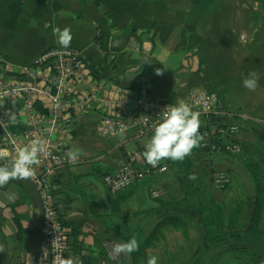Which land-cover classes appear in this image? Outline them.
I'll list each match as a JSON object with an SVG mask.
<instances>
[{
	"label": "crops",
	"instance_id": "1",
	"mask_svg": "<svg viewBox=\"0 0 264 264\" xmlns=\"http://www.w3.org/2000/svg\"><path fill=\"white\" fill-rule=\"evenodd\" d=\"M57 28L71 30L69 48L82 53L109 99L115 88L147 101H181L197 91L214 95L217 106L232 116L264 122V0H0V68L21 70L47 50L64 48ZM250 72L258 77L254 91L242 83ZM4 109L15 116L12 131L24 132L23 100ZM133 110L132 105L117 106L110 114L120 117ZM102 114L76 117L70 148L79 150L81 161L54 179L57 210L74 262L133 264L113 248L124 242L125 228L137 235L148 224L146 214L156 208L148 196L157 183L140 182L115 195L102 175L115 173L150 136L138 138L133 130L107 138L99 133ZM0 149L8 152L0 165H8L11 151ZM216 162L234 182L237 165L228 159ZM33 185L17 179L0 186V264H39L43 208ZM123 196L128 200L119 201ZM143 229L146 234L151 230Z\"/></svg>",
	"mask_w": 264,
	"mask_h": 264
},
{
	"label": "built area",
	"instance_id": "2",
	"mask_svg": "<svg viewBox=\"0 0 264 264\" xmlns=\"http://www.w3.org/2000/svg\"><path fill=\"white\" fill-rule=\"evenodd\" d=\"M114 98L105 97L103 86L91 72L85 57L75 48H53L41 55L33 66L16 70L10 65L0 68V148H9L11 159L18 150L39 139L45 151L40 154V163L33 166L34 175L29 178L37 191L43 208V239L39 250V264H66L70 256L67 231L57 210L54 179L65 168L80 163L68 162L72 151V127L78 115L101 110L103 118L99 133L115 139L131 131L138 138L149 137L161 111L167 106L187 103L199 113L200 133L203 136L199 147L212 155L239 156L243 143L238 126L211 125L212 116L232 118L219 108L214 95L194 91L186 100L147 101L138 95H128L121 88L113 90ZM23 100L28 124L24 132L12 131L14 123L5 112L4 106L16 100ZM132 105V113L120 117L110 114L117 106ZM145 148L129 154L114 174L107 175L104 183L112 194H120L148 177L168 172L160 161L155 167L144 159ZM233 183L227 171L213 175L216 190H226ZM158 190L151 192L153 199L160 198Z\"/></svg>",
	"mask_w": 264,
	"mask_h": 264
},
{
	"label": "trees",
	"instance_id": "3",
	"mask_svg": "<svg viewBox=\"0 0 264 264\" xmlns=\"http://www.w3.org/2000/svg\"><path fill=\"white\" fill-rule=\"evenodd\" d=\"M208 122L211 125L222 126L234 123L238 125L241 132H247L253 136L254 142L243 143V155L246 156L244 167L250 175L254 185V199L251 200L250 197L246 199V202L242 201L243 203L235 209L236 211L229 212V218L225 217V209L216 202L210 190V185L206 186L205 180L208 173L205 171L201 173L196 172L198 170L195 165V157L203 151L199 146L194 148L192 153L186 156L182 161L163 159L162 163L167 166L168 172L163 175L148 177L142 181L146 186H152L155 183L160 184V182L164 180L167 181L165 184H160L162 188L164 187L165 189V194H162L164 197L161 196L160 198L153 199L156 202V208L152 212H147L148 214H146L150 215L151 218L154 217L157 222L148 234L142 232L144 230L142 227V231L137 235L135 234L136 232L134 233L135 235H133L132 230L129 228L124 229L122 237L120 236L121 234L118 235L121 238L124 237V242L132 237L138 240V251L132 253L130 256L133 264H147L149 259L147 251L157 248L158 242L165 238L166 231L172 228H185L184 233L188 236V229H186L188 224H186V220L191 218L193 220L197 219V221H203V213L207 214L208 217L206 216L204 220L210 221H207L209 224H214L216 221L218 222L217 224L219 225L220 231H224L225 229L229 230L225 236L218 239V242L230 237L235 241L233 242L234 246L237 245V242L244 241L249 243L248 247H250L251 250L253 248L260 251V256L250 257V260L246 263L260 264L264 261V229L261 228L264 212V122L243 120L235 115L232 116V118L212 116L211 120ZM110 174L114 173L103 174L102 176L106 177V175ZM119 195H121V193ZM118 198L119 201H126L129 196H123L122 199L120 197ZM249 202H251L250 207L253 221L249 224V228L240 232L239 229H241V226L239 225V218L241 217L242 210L247 208V203ZM254 207L256 208L255 211ZM227 218L229 220H225ZM225 223L229 225L226 227ZM244 223H246V221H244ZM199 230L200 243L195 255L185 261L176 259L175 256H173L171 259H168V262H165V258L162 263L159 264H202L203 260L206 259L210 253H213V250L219 248L213 247L216 244V240H214V242L211 240V244H205V241H207L212 234L211 231L207 232V228L204 226ZM219 247L221 246L219 245ZM208 249L210 250L207 251ZM220 259H213L215 260L213 264H217Z\"/></svg>",
	"mask_w": 264,
	"mask_h": 264
},
{
	"label": "rangeland",
	"instance_id": "4",
	"mask_svg": "<svg viewBox=\"0 0 264 264\" xmlns=\"http://www.w3.org/2000/svg\"><path fill=\"white\" fill-rule=\"evenodd\" d=\"M234 124V123H232ZM238 126L237 124H234ZM239 128V127H238ZM240 129V128H239ZM241 131V130H240ZM243 134L242 136V143H246L247 140H252L254 141V138L252 135L248 134L247 132H241ZM242 154L239 156H218V155H212L209 152L203 150L198 154L197 157H195V165L198 171L196 172H202L205 171L208 173V176L205 180L206 186L210 185V190L212 191V195L215 198L216 202L222 206L225 210V217H228L230 214L229 212L236 211L235 209L240 206L243 202H246V199L251 197V200L254 199V185L252 183L251 177L248 174V172L245 169V158L246 156ZM215 159V160H214ZM218 159L221 160H230L234 162L237 165L238 171H237V177L234 179L233 184L226 190H216L213 186V175L217 171H227L228 173L231 174V172L222 166L221 164H218L216 161ZM162 161V160H161ZM203 168V169H202ZM231 168V166H230ZM201 169V170H199ZM232 175V174H231ZM233 178V177H232ZM237 181V182H236ZM167 181H162L160 184H165ZM236 183V184H235ZM159 183H157L154 188L155 190H158L165 194V189ZM235 186L238 187L239 191L237 193V190L235 189ZM170 187V186H168ZM240 192V193H239ZM252 194V195H251ZM164 197V195H162ZM148 198L152 199L151 193L150 197ZM154 201V200H153ZM243 201V202H242ZM155 202V201H154ZM250 203H247V208L243 209L241 212V217L239 218V225L241 226V229L239 231L241 232L242 230H245L246 228H249L250 225L253 221V217L251 215V207ZM256 207V206H255ZM254 207V211L256 208ZM133 211L132 209L127 211L131 212ZM264 215V212H263ZM207 214L203 213V221L202 220H193V219H187L186 224H188L187 228L188 231V236L185 235V228L181 229H175L172 228L168 231L165 232V238L163 240H160L157 244V249L149 250V253L152 256H157L158 257V264L162 263L163 259L166 258L168 261L169 254H173L176 259H180L181 261H185L186 259L192 257L195 255V252L197 251L199 247V237H200V230L202 226L207 228V232H212L210 235L209 239L205 241L206 245L211 244L213 240H216V246L214 245L213 247H217L219 249L213 250V253H210V255L203 260L202 264H213L215 260L213 259H220V261L217 264H248V260H250V257H257L260 256V251L253 249L251 250L250 247H248L249 243H246L244 241L242 242H237L236 246H234L233 242L234 239L228 237L224 239L223 241H219L218 239L220 237H223L229 232V230L225 229L224 231H220L219 225L217 224L218 222H214V224H209L208 220H204L206 218ZM208 217V216H207ZM229 218V217H228ZM225 220H229V219ZM263 220V217H262ZM208 221V222H207ZM219 221V219H218ZM246 221V223H244ZM134 222V220H133ZM157 222L156 219L150 218L148 221V224L145 223L143 226L144 228H149L152 229L154 224ZM212 222V221H211ZM136 226L138 222L135 223ZM229 224L225 223V226L227 227ZM261 228H262V223H261ZM263 229V228H262ZM221 232V233H220ZM221 240V239H220ZM219 245L221 247H219ZM208 249L207 251H209ZM254 250V251H253ZM167 256V257H166ZM179 261V262H181ZM264 262V261H263ZM262 262V263H263ZM128 263V261H127ZM260 263V264H262Z\"/></svg>",
	"mask_w": 264,
	"mask_h": 264
},
{
	"label": "clouds",
	"instance_id": "5",
	"mask_svg": "<svg viewBox=\"0 0 264 264\" xmlns=\"http://www.w3.org/2000/svg\"><path fill=\"white\" fill-rule=\"evenodd\" d=\"M57 41L61 47H69L72 35L69 28L55 30ZM157 74L159 71L157 70ZM243 87L254 91L258 87V77L255 72H250L243 78ZM15 123V116H11ZM199 113L184 102L174 106H167L157 117L152 128L150 138L144 144V159L148 165L155 167L161 160L182 161L192 153V150L199 146L203 139L200 133ZM45 151L43 143L39 139L31 141L30 145L20 148L14 159L8 165H0V186L6 185L11 180L29 179L34 175L33 166L40 163V154ZM8 157L7 150L0 149V160ZM79 158V150L68 153V162L75 163ZM139 242L132 237L126 242L114 246L113 252L119 256H131L138 251ZM66 264H78L68 259ZM147 264H158V257L151 256Z\"/></svg>",
	"mask_w": 264,
	"mask_h": 264
},
{
	"label": "water",
	"instance_id": "6",
	"mask_svg": "<svg viewBox=\"0 0 264 264\" xmlns=\"http://www.w3.org/2000/svg\"><path fill=\"white\" fill-rule=\"evenodd\" d=\"M26 180H28V179H26ZM29 181H31L30 179H29ZM33 183V182H32ZM34 186V185H33ZM36 189V188H35ZM42 228H43V222H42ZM42 237H43V235H42Z\"/></svg>",
	"mask_w": 264,
	"mask_h": 264
}]
</instances>
